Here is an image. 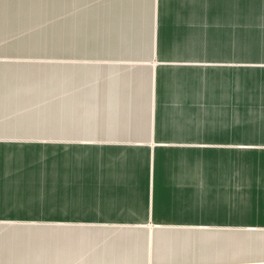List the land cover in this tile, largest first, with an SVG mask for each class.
Masks as SVG:
<instances>
[{"label": "crops", "instance_id": "0c3cea01", "mask_svg": "<svg viewBox=\"0 0 264 264\" xmlns=\"http://www.w3.org/2000/svg\"><path fill=\"white\" fill-rule=\"evenodd\" d=\"M1 1L56 73L0 69V224L39 210L40 264H264V0Z\"/></svg>", "mask_w": 264, "mask_h": 264}, {"label": "rangeland", "instance_id": "374dc122", "mask_svg": "<svg viewBox=\"0 0 264 264\" xmlns=\"http://www.w3.org/2000/svg\"><path fill=\"white\" fill-rule=\"evenodd\" d=\"M1 4L2 1L0 0V5ZM0 29H3L1 24ZM13 38L14 35L9 36L0 34V69L5 67L11 69V72L17 77H22L24 71L30 73L32 77L55 76L56 58L54 50L49 52L51 54H48L47 56H40L39 51H41V49H23V47H20L21 44L16 43ZM46 45L47 44H44V46ZM19 47L20 49H18ZM260 67L264 68V65H261ZM0 77L2 76L0 75ZM244 84L245 82H241V87H244ZM253 102H256V111L259 112V114L253 116L252 119H257L252 122L249 121L247 113L244 114L243 112L245 111L242 108L240 125L241 127H244L246 125L249 126L250 124H254L253 126H256L254 131L256 135L255 137H257L262 133L260 127L263 123L264 116V98L257 93V99L253 100ZM241 147L253 148L252 146ZM32 205H35V203ZM39 213V210L14 211L15 215H26L29 219H26L25 221L15 220L13 222H1L0 264H40V257L37 251L39 245L41 244L42 239L50 240L51 238H54L53 235L56 232V227L42 225L39 219L34 218V216H39ZM24 254L27 255L21 257V255Z\"/></svg>", "mask_w": 264, "mask_h": 264}]
</instances>
